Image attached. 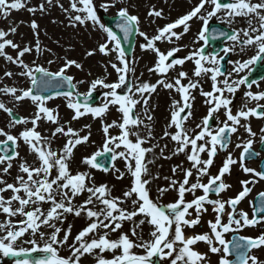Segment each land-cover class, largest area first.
<instances>
[{"label":"snow or ice","instance_id":"6c2138e0","mask_svg":"<svg viewBox=\"0 0 264 264\" xmlns=\"http://www.w3.org/2000/svg\"><path fill=\"white\" fill-rule=\"evenodd\" d=\"M46 2L51 4L52 0ZM25 6L22 0H0V17L7 19L12 10ZM60 7L63 8V5ZM130 7L132 5L127 3V0H105L99 5L95 0H70V7L64 9L75 13L69 16L72 26H98L103 30L106 39L99 45V51L105 55L116 54V62H110V66L117 73L118 79L115 82H106L110 75L106 73L103 78L93 79L86 93L79 92L77 88V83L83 84L85 81L74 83V76L67 74L72 66L82 68L77 61L66 59L63 66L56 71H50L35 62L24 61L26 54L33 53L34 50L36 53L42 51L38 31H34V47L25 45L21 48L18 43L7 38L16 33V27H10L9 31L0 29V57L19 66L21 71L18 75L26 77L31 83V87L27 88L0 87V94L11 96L15 102L29 99L36 107L30 118H17L13 108L0 101V110L10 118L6 127L25 126L17 135L0 128V136L4 137L0 140V215L5 217L0 221V253L13 257H27L33 252L44 254L38 259H17L16 264H82V258L86 254L92 258L93 264H153L152 258L157 256L168 261V264H211L209 253L220 254L218 264H264V259L252 254L253 249H264V231L256 237L238 235L245 228L264 223V192L260 193L258 206H253L251 218L247 211L238 209V205L252 191L249 185L264 180V169L256 170L245 164L249 158L260 156V153L253 149L257 133L252 129L250 118L264 119V90L253 92V85L259 87V83L255 80L249 81L250 72L241 75L250 69L251 65L264 62V0H198L189 12L157 29V34L152 37L140 30L139 16L132 14ZM98 8L105 11L117 9L115 28L123 33V40H128L134 32L145 39L146 43L142 44L141 48L152 50L157 55L154 67L148 69L150 73L155 72L167 77L170 70L191 61L194 64L195 79L190 78L188 72L181 70L171 80L138 82V78H135V61L128 59L121 36L112 27H106L105 23L100 22ZM27 10L33 14L37 11L44 12L45 5L40 4L38 8ZM162 14L163 10H156L154 6L148 12V16L153 18L162 17ZM194 18L201 22L202 27L193 37L191 44H177L166 52L157 47V41L166 40L170 44L174 43L173 38L180 41L190 32L189 22ZM241 20L242 27H233V24ZM210 22H219L221 28L212 27ZM181 26L182 31H176ZM31 27L37 30L39 26L32 21ZM209 33L212 39L225 37L232 43L219 52L206 51ZM200 41H203V44L194 47ZM6 48L17 50V55L13 57L7 54ZM185 48L188 49L186 56L175 55ZM250 50L253 55L243 58ZM230 53L241 59L226 61ZM88 55H93V51ZM54 62L47 60L48 64ZM224 62L231 67L225 68ZM3 75L11 78L14 73L5 71ZM130 75L134 78L131 84ZM202 77L210 78V91H204L200 79ZM184 80L188 81L187 84L183 83ZM65 85L69 90L59 91ZM159 86L181 94V100L172 102L173 110L162 137L169 138L176 146L170 156H164V148H167V145H164V148L160 149L161 158L170 159L171 156L183 154L191 166H174L171 169L173 176L180 169L183 173L182 180L163 177L167 183L165 186L157 185L153 197L151 185L161 177L158 173H151L148 167L154 163L155 158L147 161L145 158L160 146L144 145H150L155 139L151 126L154 116L151 114L149 101ZM242 86L246 89L243 94L244 103L234 113L233 101ZM98 87L107 91L103 93V102L99 106H93L89 101ZM121 88H126L123 94L117 91ZM197 89L205 98L207 114L194 128H188L186 123L194 119L195 96L192 92ZM51 90H56V96L68 99L67 107L74 111L73 120L87 114L103 117L110 107H116L121 113V122L112 121L103 126V149L82 160V163L91 169H103L106 172L109 169L98 162V157L112 153L113 161L117 158L125 160V167L131 174L132 182L120 196H112V188L106 183L97 186L90 172L73 173L70 169L73 150L77 145L87 142L91 133L81 136L80 131L70 126V122L65 130V125L59 123L58 108L48 106V101L52 100L53 96L44 93ZM251 102H255L254 106L249 107ZM138 105L144 118L137 112ZM221 110L225 117L223 120L220 119ZM145 120L148 123H145ZM42 121L56 125L51 137L42 136L38 130ZM29 123L31 128L27 127ZM111 128H119V134L110 135ZM142 128L146 130L143 135ZM241 128L250 138L235 145L236 148H242L239 161L228 152L222 167L218 169V174L211 175L209 169L213 166L218 151L227 150L232 144V134L238 133ZM260 131L262 135L259 142L264 145V128ZM57 134L68 137L66 143L58 150L52 147V138L57 137ZM20 141L29 146L36 156V161L29 163L20 157L17 150ZM203 154H206V159L202 158ZM17 158L18 172L13 182L9 183L5 177L11 178L10 170ZM238 162L242 171L251 174L252 178L240 181L242 190L234 197L222 199L220 194L232 187L224 181V177L231 174V166ZM116 171L119 172L118 169ZM124 175L125 173L119 172L118 178L122 179ZM203 177H208L206 183L203 182ZM197 190H201L203 194L197 196ZM170 191L177 193L175 202L161 203V197ZM7 192H11V196L6 198L4 194ZM85 193L86 198L76 203L77 198ZM186 194H190L192 199L186 200ZM212 195L217 198H211ZM46 204L49 206L47 209L43 207ZM206 205L211 206L214 213V219L207 221L208 231L186 237L185 228L201 225L202 216L208 212ZM193 212L195 217L189 219ZM69 215L84 217L86 220V226L74 237L72 224L64 227ZM125 223L129 225L127 230L124 229ZM145 227L149 229V239L144 238ZM227 233L233 234L232 240L225 238ZM198 242L207 244L208 252H201L193 247ZM65 249L68 254L61 255V251Z\"/></svg>","mask_w":264,"mask_h":264},{"label":"rangeland","instance_id":"374dc122","mask_svg":"<svg viewBox=\"0 0 264 264\" xmlns=\"http://www.w3.org/2000/svg\"><path fill=\"white\" fill-rule=\"evenodd\" d=\"M25 3V7L19 10H12L11 15L4 19L0 17V29L4 31H9L10 27H16V33L10 34L7 38L12 39L15 43H18L21 48L25 45H31L34 47L35 45V37L34 31L39 32V40L41 44V53H36L35 50L33 53L26 54L23 58L26 63L35 62L37 64H41L44 67L48 68L50 71H56L59 67L63 66L64 60H75L77 63L82 65V68L78 69L75 66H72L67 74L74 76V83L77 81H85L83 84L77 83V88L79 92L86 93L89 89V84L93 79L103 78L106 73L108 75L106 82H115L118 79L117 73L114 69L111 68L110 62H116V54L111 53L109 55H105L99 51V45L103 43L106 39V34L103 30L99 29L98 26H83L77 25L72 26L71 21L69 19L70 14L74 15L75 13H69L64 9H68L70 7V0H52L51 4H48L46 0H22ZM97 5L105 2V0H95ZM127 3L131 4L130 12L132 14H136L140 19V30L147 33L149 37H152L157 34V29L164 27L167 23L174 22L176 19L180 18L182 15L189 12L193 6L198 3V0H127ZM40 4L45 5V11L39 12L37 11L35 14L29 12L28 8H38ZM63 5V8L60 5ZM155 7L156 10H163L162 17H149L148 12ZM119 7V5L117 6ZM117 9H109L105 11L103 8H98V16L102 14L108 16H116ZM32 21H35L39 26L37 30H33L31 27ZM101 23H104L101 19ZM191 24V30L189 33L185 34L180 41H175L174 43H169L166 40L157 41L156 45L160 48L161 51L166 52L170 50L172 47L177 44H191L193 37L197 34L198 30L201 28V22L196 20L189 22ZM182 27L177 29L176 31H182ZM146 41L143 37H140L138 34L136 35V43L133 48V51L130 56H127L130 61H135V78H138V82H150L155 83L158 79H168L171 80L175 76H172L174 71L180 72L182 69L189 66L185 64L184 66H177L176 68L169 71L167 77L159 73L148 71L149 68L154 67L157 61V55L152 50H145L141 48L142 44H145ZM200 42L194 47H199ZM112 47V45H109ZM45 49H50L51 51H46ZM90 51H93V55H88ZM5 52L7 54L15 57L17 55V50L6 48ZM178 56H186L188 54V49H184L179 53H176ZM54 60L55 62L52 64H48L47 60ZM190 64V63H189ZM190 67V66H189ZM5 71H11L14 73L13 77L8 78L3 74ZM16 71H21L19 66L10 63L4 57H0V76L3 77L2 81L5 85L11 87H31L30 80L26 77H21L16 73ZM142 74V75H141ZM133 77L129 76V83L131 84L133 81ZM162 91L174 92L175 90H168L163 88L162 86L157 87L156 92L152 93L151 100L149 101V107L152 109L151 114L154 116V122L152 123L153 135L155 139H153L149 144L144 145L145 147L159 144L160 147L155 148L153 153H149L146 155V161L152 160L155 158L153 164H149L148 167L153 174H159L161 177L158 180H155L152 185V193L153 197H155V190L157 185L165 186L167 181L163 179V177H169L170 179L182 180L183 173L180 169L177 170L176 175L173 176L171 169L176 165H183L184 168L190 167V163L186 160L185 155L180 154L178 156H171L170 159L161 158V148H164V145H167V148H164L163 155L170 156L172 150L176 146L173 141H171L167 137H163V133L166 130V125L169 121V105L165 106V118L157 122L154 114L153 107H156L157 93ZM107 91V89L97 88L94 93L98 95L97 101L93 106H99L103 100V93ZM120 94H123L126 90L125 88H121L117 90ZM147 95V94H145ZM170 95V94H169ZM0 101L4 102L8 107L13 108V111L20 117H28L30 118L36 111L35 105L29 100L26 99L22 102H15L11 96H2ZM68 99L64 96L62 97H53L52 100L48 101V106L50 108H58L59 110V123L65 125V130L69 126L68 122H70V126L77 131H80V135L83 136L88 134L91 135L87 142L81 143L77 145L73 150V158L70 163V169L75 173L76 171L90 172V174L94 177L95 184L99 186L102 183H106L110 188H112V196H120L123 190H126L128 186L132 182L131 174L127 172L125 167L126 161L122 158H117L109 171H103L102 169H91L88 165L82 163L83 158L89 157L97 151H101L103 149V144L105 141V133L103 132V126L105 124H109L112 121L121 122V113L117 110L116 107H110L109 111L103 117H94L92 114H87L83 117H80L77 120H73L72 117L74 115V111L67 107ZM137 112L141 113V117H143L142 110L140 106H137ZM69 119V121H68ZM10 120L9 116L0 110V128H5L6 131H9L10 134L17 135L20 131L24 130L23 125H17L14 128H7L6 124ZM145 123H148L145 120ZM85 125H90V128H86ZM28 128H31L32 125L29 123L27 125ZM56 125L51 122L42 121L40 122V126L38 130L41 132L42 136L51 137V132L54 130ZM174 130V129H171ZM120 132L119 128H111L109 129L110 135H118ZM146 132L145 129H141V134L143 135ZM4 137L0 136V140H3ZM68 137H63L60 134H57V137L52 138V147L53 149H60L66 143ZM20 153V157L26 159L29 163H33L36 161V156L31 152V149L28 145H26L23 141L19 142V147L17 149ZM122 150V149H120ZM117 150V151H120ZM112 154V153H111ZM233 155V154H232ZM234 156V155H233ZM226 156L223 158H216L217 162L214 165L213 169H209L211 175H214L217 171V168L221 164V162L226 159ZM19 162V158L13 161V168L10 170L11 178L5 177L9 183L13 182L14 178L17 175L18 168L16 165ZM125 173L122 179L118 178L119 172ZM233 173V172H232ZM232 173L230 175H232ZM229 175V176H230ZM228 176V177H229ZM208 177H203V182H205ZM228 180V179H227ZM194 182V181H191ZM114 186V187H113ZM238 189V187H237ZM201 190H197V194H201ZM5 197L11 196V192H7L4 194ZM87 196V193L81 195L77 198L76 203L82 202ZM224 196V195H223ZM177 199V193L175 191L168 192L165 196L161 197V203L167 204L175 202ZM192 199L190 194H186V200ZM126 206V205H125ZM47 209L49 206L46 204L43 206ZM191 211V210H190ZM5 217L0 215V221H3ZM18 219V218H16ZM72 224V236L74 237L79 230H81L84 226H86V220L84 217L76 218L74 216L69 215L67 221L64 224L66 228L68 224ZM129 227L128 223H125L124 229L127 230ZM264 231V224L259 229V231ZM149 229L147 227L144 228V238L149 239L148 236ZM191 231H200V228L195 227L192 230L184 229L185 234L190 233ZM71 243V238L70 241ZM43 241H41V244ZM27 246V245H25ZM67 250H62L61 255H67ZM44 254L41 252H33L30 253L27 257H13V256H4L0 253V264H16L17 259H38L42 257ZM107 255V254H106ZM153 264H168V261L161 260L158 256L153 257ZM82 264H93L92 258L86 254L85 257L82 258Z\"/></svg>","mask_w":264,"mask_h":264},{"label":"bare ground","instance_id":"6f19581e","mask_svg":"<svg viewBox=\"0 0 264 264\" xmlns=\"http://www.w3.org/2000/svg\"><path fill=\"white\" fill-rule=\"evenodd\" d=\"M243 26V21H241V27ZM248 55H253V51L250 50L248 51L247 53ZM234 60H237L239 59L240 57H236L234 54H232ZM17 67V65H16ZM16 73H19V71H16ZM3 77L0 76V87H4V86H7L3 83L2 81ZM202 81L206 82V78L205 77H202L200 78ZM170 93L167 92L166 90L165 91H162L160 90L158 93H157V102H156V107L154 106L153 107V110H154V114H155V117H156V121L157 122H160L162 121L164 118H165V106L169 105V107L172 106V102L173 100H177V96L174 95V94H171L169 95ZM195 95V100H194V104H193V111H194V119H190L189 121V126H194L196 123H197V114L199 112V110L201 109L202 105H204V99L202 98V96H200L199 93L197 94H194ZM2 96H5L4 94H0V98ZM69 121V119H68ZM69 124V122H68ZM71 124V123H70Z\"/></svg>","mask_w":264,"mask_h":264},{"label":"water","instance_id":"95a60500","mask_svg":"<svg viewBox=\"0 0 264 264\" xmlns=\"http://www.w3.org/2000/svg\"><path fill=\"white\" fill-rule=\"evenodd\" d=\"M105 20H106L108 26L112 27L113 30H115V31L117 32V34L121 36V38H122V42H123V44H124V47H125L127 53L130 54V53H131V50H132V48H133V45H134L135 32L133 33V35H132L128 40H123V33L120 32L119 29L115 28V20H116V18H106V17H105ZM213 27H214V26H213ZM218 29H219V28H218ZM209 37H210V36H209ZM222 38H223V37H222ZM222 38H221V39H222ZM38 75H39V74H38ZM61 89L69 90V89L67 88V85H65V86H64L63 88H61ZM55 91H56V90H51V91H49L48 93H44V94L47 95V94H50L51 92H55ZM59 91H60V89H59ZM95 100H96V97H93V98L91 99L92 102L95 101ZM100 163L103 164L105 167L109 168L110 165H111V158H110V156H109V155H105V156L101 157V158H100Z\"/></svg>","mask_w":264,"mask_h":264},{"label":"flooded vegetation","instance_id":"af4514ba","mask_svg":"<svg viewBox=\"0 0 264 264\" xmlns=\"http://www.w3.org/2000/svg\"><path fill=\"white\" fill-rule=\"evenodd\" d=\"M243 103H244V97L238 99V97L235 96L234 101H233V104H235L239 108H241L243 106ZM254 103L255 102H251V103H249L248 106L249 107H252V106H254ZM256 121L259 122V119H256ZM242 123H243V121H242ZM233 139H234V142H232L231 145L233 146L234 149L240 150L241 148H236L235 145L237 143H242L243 141L249 139V136H248L247 133L244 132L243 128H241L238 133L234 134ZM253 148H256L257 149L258 146H255V144H254L253 145Z\"/></svg>","mask_w":264,"mask_h":264}]
</instances>
